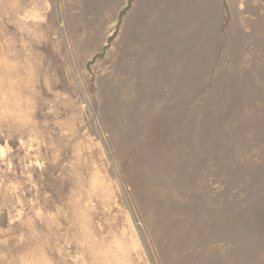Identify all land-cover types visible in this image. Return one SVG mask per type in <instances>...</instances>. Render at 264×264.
<instances>
[{"label": "rangeland", "instance_id": "rangeland-1", "mask_svg": "<svg viewBox=\"0 0 264 264\" xmlns=\"http://www.w3.org/2000/svg\"><path fill=\"white\" fill-rule=\"evenodd\" d=\"M0 264H264V0H0Z\"/></svg>", "mask_w": 264, "mask_h": 264}, {"label": "trees", "instance_id": "trees-1", "mask_svg": "<svg viewBox=\"0 0 264 264\" xmlns=\"http://www.w3.org/2000/svg\"><path fill=\"white\" fill-rule=\"evenodd\" d=\"M251 258V257H250ZM263 259V256L262 254H259V260H262Z\"/></svg>", "mask_w": 264, "mask_h": 264}]
</instances>
